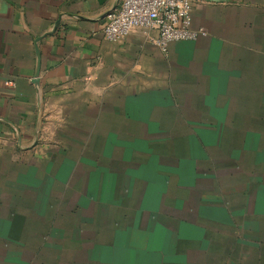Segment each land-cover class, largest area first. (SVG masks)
Segmentation results:
<instances>
[{"label": "crops", "instance_id": "0c3cea01", "mask_svg": "<svg viewBox=\"0 0 264 264\" xmlns=\"http://www.w3.org/2000/svg\"><path fill=\"white\" fill-rule=\"evenodd\" d=\"M119 1L0 0V264H194L225 180L264 213V0H199L168 53L105 39Z\"/></svg>", "mask_w": 264, "mask_h": 264}, {"label": "rangeland", "instance_id": "374dc122", "mask_svg": "<svg viewBox=\"0 0 264 264\" xmlns=\"http://www.w3.org/2000/svg\"><path fill=\"white\" fill-rule=\"evenodd\" d=\"M223 177L225 179L226 175ZM231 181L225 180V188L220 193V200L227 211L224 224L219 228H197L192 233V251L198 254L191 256L194 264H264V240L260 235L263 232L264 236V213L250 214L249 208L242 205L248 197L244 194L234 204L237 200L234 185L226 187ZM254 222L259 225L256 229L253 228ZM157 252L165 254L168 250L163 246ZM161 260L162 264H169L168 257L163 255ZM174 264L185 263L179 261Z\"/></svg>", "mask_w": 264, "mask_h": 264}, {"label": "built area", "instance_id": "2783aa9c", "mask_svg": "<svg viewBox=\"0 0 264 264\" xmlns=\"http://www.w3.org/2000/svg\"><path fill=\"white\" fill-rule=\"evenodd\" d=\"M199 0H120L106 14L103 34L106 40H123L133 30L156 31V43L168 53L172 43L194 41L207 35L193 28V9Z\"/></svg>", "mask_w": 264, "mask_h": 264}]
</instances>
